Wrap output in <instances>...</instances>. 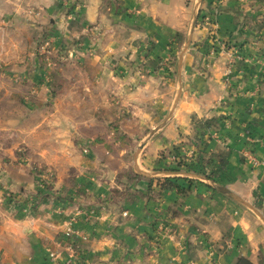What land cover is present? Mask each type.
Instances as JSON below:
<instances>
[{"label":"crops","instance_id":"crops-1","mask_svg":"<svg viewBox=\"0 0 264 264\" xmlns=\"http://www.w3.org/2000/svg\"><path fill=\"white\" fill-rule=\"evenodd\" d=\"M51 34L61 61L77 57L84 89L45 93L53 81L33 55L36 40ZM146 53L156 61L151 75L139 72ZM0 59L43 91L28 99L54 102L35 115L0 114V130L16 136L0 146V264L74 256L73 264H264V0H0ZM114 95L126 114L112 130ZM5 98L21 101L15 90ZM117 151L120 169L134 166L125 183L112 165ZM174 152L186 160L178 172L170 171ZM33 165L54 168L59 185L73 172L83 197L30 212ZM161 178L200 182L185 193L157 182L150 190ZM8 197L23 208L6 206ZM72 218L79 236L71 243Z\"/></svg>","mask_w":264,"mask_h":264},{"label":"rangeland","instance_id":"rangeland-1","mask_svg":"<svg viewBox=\"0 0 264 264\" xmlns=\"http://www.w3.org/2000/svg\"><path fill=\"white\" fill-rule=\"evenodd\" d=\"M198 19H199V17H198ZM196 28H197V25H196L195 29ZM52 34L50 36L44 37L43 40L40 38L36 40L35 45H38L37 53L33 55L34 59L39 60L38 62L40 65L43 64V66L41 65V67L47 69V76H48V78L50 77L51 80L53 81L52 82L53 85L47 86L48 90H47V92L45 91V93H49V94L51 93V94L57 96L58 94L64 93L66 91L71 93L75 89L76 90L80 89V88L84 89L83 85L80 86V83H81L80 82L81 81L80 73H82V71H80L79 68H77L78 67V65L76 63V60L78 61V59H76L77 57L75 55L74 56L67 55L68 60L61 61V56L58 53L54 52L55 39L53 40L54 37ZM40 40H41V42H39ZM172 46L173 45L171 44V47ZM171 52H172V48H171ZM214 52L218 53V51L216 49ZM221 52H223V51L221 50ZM218 54H220V52ZM150 56H151L150 53H146V54H144V56L141 57V60L139 61V64H138V65H140L139 66L140 67V71H139L140 73H143V74L145 73L147 75H151L152 71L156 70L154 67H152V65L156 61L155 60L153 61V59H151ZM177 58H178V54H176V59L174 60L175 64L178 61ZM3 60L0 59V114H1V112L6 113L7 111H12V110H16L17 112H21L23 109H26V110L28 109L32 114L35 115V113H38L40 111L50 110L52 108L54 102H51L50 100H48L47 102H41L40 100H34V98L28 99L30 95L33 97H39L38 95H43V91H41L42 94H39V93L37 94V92H36L37 87L36 86H30L29 87V85H24L21 81V77H20L21 74L16 73L13 70H11V66L8 64L7 60H4V61ZM162 62L163 61H161V63ZM80 63H82V61H80ZM161 63H160V67H161ZM175 64H174V66H175ZM171 65L173 66V59L170 56V58H167L162 63V69L166 74H167V72H169L171 70ZM61 67H62V70H61ZM31 72H33V70ZM13 90H15L16 93L21 96V101H17V103H13V102H9L6 100L5 95L8 92L12 93ZM181 96H182V87H180L177 90V96H176V100H175L174 106L172 108V111L175 110V108H177V105L181 99ZM119 100H120V98H118V96L114 95L113 99L110 102L111 109H112L111 110L112 112H110V113L112 115H114V113H115V115L117 116L115 118L116 119L115 121H114V117L111 119L109 118L112 121V123H111L112 124L111 125L112 130H114V127L118 128L120 126V124H119L120 118L125 119L124 117H121V115H124L126 113H124V110L122 109V107H120ZM25 102L26 103L30 102L32 104V107L29 108V107L25 106ZM103 111H104V113H106L105 110H103ZM34 120H38V118H36ZM0 121H1V119H0ZM69 127H71V126H69ZM161 127H162V125L159 128L161 129ZM159 130H157V131H159ZM5 131L6 130H0V146L1 147H4V146L5 147H7V146L11 147L13 142L16 140V136L14 134H10L9 131H6V132ZM100 131H101V129L99 127H97L96 128V134H98ZM68 132L72 133L70 130ZM151 137H152V135H151ZM133 139L134 138H132V137L128 138V141H127L126 146H125L127 148L129 147L128 148L129 149L128 158L131 159L132 161H133L135 155L137 154L136 153L137 149L133 148V145H135L137 142H134ZM136 147H137V145H136ZM84 149H86V148H84ZM84 149L82 150L83 154L89 155V153L84 152ZM3 152H5V151L0 149V154H3ZM16 153H17V157L20 159V161L25 162V160L27 158V152L24 150H17ZM116 153L117 154L115 155V157H113V161H115L116 158L118 156H120L118 151ZM0 156H2V155H0ZM169 158H170V162H171L172 166H174L173 169H178L180 171V167H181L180 165L182 163H184L183 165H185L186 160H184V158L180 154H178L177 152L172 153ZM112 165L116 169H119L117 171V175H118V180H120L121 183L123 182L122 180L124 178L127 180H128V177L130 179L133 178V174H134L133 173L134 172L133 167L134 166H130V167L124 168V170H122L119 168V165L116 161L113 162ZM30 169H31V172H32L34 179H35V189L33 190L31 196H28L25 198L26 203H27L26 205L28 207L24 206V208H28L30 212L37 210V208H39L43 204H47L48 201H50V200H52V201L53 200H57V201L58 200L70 201L71 200V202H73L74 198H82L83 197L81 195L85 192L86 189L82 185L77 184V182H75V180H74L75 177H74L73 172L68 173V175L66 174L64 177V180L62 182H60V185H59L58 181H59V178H61V176H60L61 174H59V176H57L58 173H57V171L54 170V168L48 167V166H35V165H33L30 167ZM106 169L111 170V168H106ZM200 176H201V174H200ZM123 183H125V182H123ZM61 185L63 186V188L58 189L57 187H59V186L62 187ZM8 198H9V200H7L6 206H8V207L14 206L13 204H11V201H13L15 203L16 207L20 206V208H23V205L20 202L15 201L17 198L16 199H13L12 197H8ZM85 200L87 201V199H85ZM258 210H257V212H258ZM257 214H259L262 217V215L259 212ZM70 221H71V219H69L68 222H70ZM64 234H65L66 238H68L72 243L73 239H71L66 233H64ZM69 248H71V246H69ZM74 257L73 258L70 257V259L67 260L65 263L66 264L74 263V261H73Z\"/></svg>","mask_w":264,"mask_h":264},{"label":"trees","instance_id":"trees-1","mask_svg":"<svg viewBox=\"0 0 264 264\" xmlns=\"http://www.w3.org/2000/svg\"><path fill=\"white\" fill-rule=\"evenodd\" d=\"M184 163H182L180 166H182ZM186 166V165H184ZM171 172H178V169H173L170 170ZM204 176V178L208 179V180H213L214 179L208 175H202ZM156 180V181H155ZM154 182H157V187L160 188L161 190L165 191V190H177L179 193H185L186 191H188L195 183H199L200 181H194L192 179H183V178H161V179H154L151 180V184H150V190H152V185ZM180 182H184L183 184H180ZM185 184L188 185V187L185 186Z\"/></svg>","mask_w":264,"mask_h":264},{"label":"built area","instance_id":"built-area-1","mask_svg":"<svg viewBox=\"0 0 264 264\" xmlns=\"http://www.w3.org/2000/svg\"><path fill=\"white\" fill-rule=\"evenodd\" d=\"M230 56V60L231 63H235L237 61V57L235 56V53H229ZM85 153H87V150L84 151ZM125 216L127 215L126 213L124 214ZM74 222H75V218H72L70 222L67 223L66 225V231L65 233L71 238V239H75L76 237L79 236V231L74 229ZM51 259L54 262L55 261V255L52 254L51 255ZM71 264V263H69ZM73 264V263H72Z\"/></svg>","mask_w":264,"mask_h":264},{"label":"water","instance_id":"water-1","mask_svg":"<svg viewBox=\"0 0 264 264\" xmlns=\"http://www.w3.org/2000/svg\"><path fill=\"white\" fill-rule=\"evenodd\" d=\"M197 22H198V15L195 16L194 20H193V23H192V27H191V35H190V38H192V35L195 31V27L197 25ZM109 177L111 178L110 180H112L113 178V173L112 172H109ZM217 189L224 193L225 195H227L228 197L242 203L243 205L247 206L248 208L254 210L250 205H248L247 203L241 201L238 197H236L232 192H230L229 190L223 188V187H217ZM255 211V210H254Z\"/></svg>","mask_w":264,"mask_h":264}]
</instances>
